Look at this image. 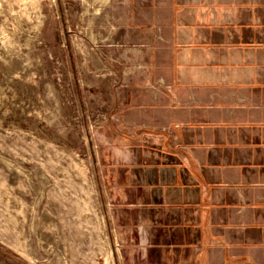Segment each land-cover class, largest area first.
Returning <instances> with one entry per match:
<instances>
[{"label":"crops","instance_id":"crops-1","mask_svg":"<svg viewBox=\"0 0 264 264\" xmlns=\"http://www.w3.org/2000/svg\"><path fill=\"white\" fill-rule=\"evenodd\" d=\"M154 79L94 153L112 264H264V0H129Z\"/></svg>","mask_w":264,"mask_h":264},{"label":"rangeland","instance_id":"rangeland-1","mask_svg":"<svg viewBox=\"0 0 264 264\" xmlns=\"http://www.w3.org/2000/svg\"><path fill=\"white\" fill-rule=\"evenodd\" d=\"M129 0H0V264H112L94 153L155 93ZM123 132V130H121Z\"/></svg>","mask_w":264,"mask_h":264},{"label":"built area","instance_id":"built-area-1","mask_svg":"<svg viewBox=\"0 0 264 264\" xmlns=\"http://www.w3.org/2000/svg\"><path fill=\"white\" fill-rule=\"evenodd\" d=\"M157 85L159 86V88L163 87V84L161 81H158Z\"/></svg>","mask_w":264,"mask_h":264}]
</instances>
